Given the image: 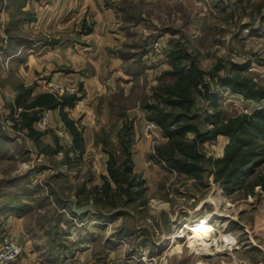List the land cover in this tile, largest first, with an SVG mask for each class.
Masks as SVG:
<instances>
[{
	"label": "rangeland",
	"instance_id": "rangeland-1",
	"mask_svg": "<svg viewBox=\"0 0 264 264\" xmlns=\"http://www.w3.org/2000/svg\"><path fill=\"white\" fill-rule=\"evenodd\" d=\"M176 43L203 70L220 63L217 77L234 68L264 85V0H0V247L20 248L7 264H264V186L225 193L211 175L197 182L152 157L165 138L141 105ZM210 89L228 115L262 104L212 80ZM21 91L25 101L73 98L63 109L82 132L75 166L64 163L71 138L57 109L39 112L36 141L18 128ZM196 106L208 108L199 96ZM125 121L145 203L100 207L85 192L101 184ZM226 142H204L203 155L220 157ZM260 160L244 179L264 176ZM73 200L93 213L72 214ZM201 215L215 223V246L189 238ZM248 237L254 244H240Z\"/></svg>",
	"mask_w": 264,
	"mask_h": 264
},
{
	"label": "trees",
	"instance_id": "trees-1",
	"mask_svg": "<svg viewBox=\"0 0 264 264\" xmlns=\"http://www.w3.org/2000/svg\"><path fill=\"white\" fill-rule=\"evenodd\" d=\"M167 55L169 69L161 74L150 97L141 105L146 118L159 127L165 138L162 144L154 147V160L197 182L204 174L211 175L225 193L240 187L251 190L256 185L264 186L262 174L244 179L245 172L258 168L260 159L264 158V85L234 68L217 77L222 68L220 63L210 70H203L197 66L195 56L178 43ZM210 80L262 104L250 113L228 115L218 109L217 99L211 95ZM26 95L21 91L15 99L16 106L21 107L18 128L36 141L42 134L33 127L39 112L57 109L59 119L71 138L64 152V163L75 166L83 152L82 132L63 109L72 105L73 98L40 93L25 101ZM197 96L208 105L201 112L196 106ZM201 125L205 127L201 129ZM131 127L129 121L122 124L115 146L107 151L106 174L102 175L101 184L85 192V196L100 207H136L145 203L143 179L132 170ZM218 136L227 138L222 155L205 157L202 144ZM70 152L78 156L72 159Z\"/></svg>",
	"mask_w": 264,
	"mask_h": 264
},
{
	"label": "bare ground",
	"instance_id": "bare-ground-1",
	"mask_svg": "<svg viewBox=\"0 0 264 264\" xmlns=\"http://www.w3.org/2000/svg\"><path fill=\"white\" fill-rule=\"evenodd\" d=\"M208 215H201L191 223L192 234L189 238L196 242V245L213 246V237L216 232L215 223ZM230 244V243H228ZM215 246V245H214Z\"/></svg>",
	"mask_w": 264,
	"mask_h": 264
},
{
	"label": "built area",
	"instance_id": "built-area-1",
	"mask_svg": "<svg viewBox=\"0 0 264 264\" xmlns=\"http://www.w3.org/2000/svg\"><path fill=\"white\" fill-rule=\"evenodd\" d=\"M249 241L252 242V240L248 237V239H245L240 244L248 245ZM234 242L236 243L237 241L234 240ZM252 244L254 243L252 242ZM237 246H239V244L238 245L234 244V247H237ZM19 253H20V248L18 247V245H16L12 241L4 239L0 247V264H7L15 260L17 256L19 255Z\"/></svg>",
	"mask_w": 264,
	"mask_h": 264
},
{
	"label": "water",
	"instance_id": "water-1",
	"mask_svg": "<svg viewBox=\"0 0 264 264\" xmlns=\"http://www.w3.org/2000/svg\"><path fill=\"white\" fill-rule=\"evenodd\" d=\"M76 201L73 200V204L71 206V213L75 215H83L89 211H91V204H86L80 208H76Z\"/></svg>",
	"mask_w": 264,
	"mask_h": 264
},
{
	"label": "crops",
	"instance_id": "crops-1",
	"mask_svg": "<svg viewBox=\"0 0 264 264\" xmlns=\"http://www.w3.org/2000/svg\"><path fill=\"white\" fill-rule=\"evenodd\" d=\"M71 142V141H70ZM88 213H93L92 211H89V212H87V213H85V214H88ZM85 214H83V215H85ZM82 216V215H81ZM262 223H264V222H262V220L261 221H259L258 223H256L255 224V228H259V229H261L262 227H264V224H262Z\"/></svg>",
	"mask_w": 264,
	"mask_h": 264
}]
</instances>
